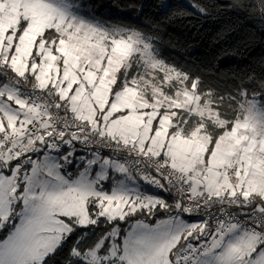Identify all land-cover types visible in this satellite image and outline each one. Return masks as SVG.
I'll return each mask as SVG.
<instances>
[{"label":"snow or ice","instance_id":"1","mask_svg":"<svg viewBox=\"0 0 264 264\" xmlns=\"http://www.w3.org/2000/svg\"><path fill=\"white\" fill-rule=\"evenodd\" d=\"M192 7L264 30V0ZM163 43L86 0H0V264H264V72L211 86Z\"/></svg>","mask_w":264,"mask_h":264},{"label":"trees","instance_id":"2","mask_svg":"<svg viewBox=\"0 0 264 264\" xmlns=\"http://www.w3.org/2000/svg\"><path fill=\"white\" fill-rule=\"evenodd\" d=\"M209 2L211 0H86L96 9L97 16L114 23L139 28H147L150 22L158 23L164 56L201 75L208 85L222 87L230 72L238 69L264 72L260 67L264 57V30L260 28V19L249 16L246 11H225L220 15L213 12L212 16L204 17L192 7L193 3ZM162 3L168 5L167 9L160 7ZM179 11L189 15L167 19ZM229 25L235 31L228 41L215 42L216 34ZM253 32L258 39L245 47L244 40ZM64 254L54 257L53 264H61Z\"/></svg>","mask_w":264,"mask_h":264}]
</instances>
